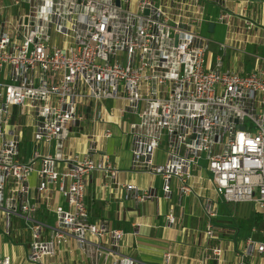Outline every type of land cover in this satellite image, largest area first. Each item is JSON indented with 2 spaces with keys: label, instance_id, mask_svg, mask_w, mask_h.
I'll list each match as a JSON object with an SVG mask.
<instances>
[{
  "label": "built area",
  "instance_id": "1",
  "mask_svg": "<svg viewBox=\"0 0 264 264\" xmlns=\"http://www.w3.org/2000/svg\"><path fill=\"white\" fill-rule=\"evenodd\" d=\"M10 1L0 0V236L27 233L24 264H49L72 240L89 264H125L117 256L126 233L93 224L86 202L88 180L96 173L116 178L117 168L106 155L56 153L89 109L96 123L104 120L107 111L96 113V105L106 102L121 103L118 111L128 117L134 169L160 176L165 194L193 196L204 167L223 202L264 211V58L256 56L257 69L245 74L225 69L222 56L211 61V41L194 30L203 16L187 15L182 3L176 19L174 6L159 0ZM220 2V20L230 24L227 1ZM30 130L31 157L22 161ZM161 146L167 159L158 165ZM35 173L40 199L55 189L68 205L53 208V228L38 218L29 184ZM124 189L138 204L155 198L134 184ZM204 210L205 234L214 241L218 211L211 203ZM168 218L177 222L173 213ZM246 250L264 258V241L250 239ZM211 251L220 254L217 246ZM171 259L166 253V264ZM0 264L14 263L0 255Z\"/></svg>",
  "mask_w": 264,
  "mask_h": 264
},
{
  "label": "crops",
  "instance_id": "2",
  "mask_svg": "<svg viewBox=\"0 0 264 264\" xmlns=\"http://www.w3.org/2000/svg\"><path fill=\"white\" fill-rule=\"evenodd\" d=\"M226 1L227 10L233 15L230 24L220 20L224 11L220 0H159V3L166 7L174 6L172 14L176 19L178 10L175 9L181 5L179 3H182L183 10L191 11L192 14L187 15L203 16L202 22L196 24L194 30L211 41L210 60L214 61L216 57L222 56L225 69L242 74L251 73L257 69L258 64L254 67L250 64V69L245 67L248 57L255 59L256 56L264 55L259 53V47L264 46V0ZM181 14L184 16V11ZM246 21L254 22L251 30L246 27ZM212 23L215 24V29L210 33ZM225 43L232 47L226 52L221 49V44ZM213 44L215 51H211ZM120 107L122 104L118 102L96 105V113L107 111L100 123L91 118L89 109L80 126L69 129L56 145V153L60 156L77 153L99 159L106 155L117 168L116 178L102 173L93 175L88 180L86 190L91 222H101L109 230H123L126 233L117 259L125 264H166L165 255L170 253V264H204L207 261L208 264H264V258L246 250L250 239L264 241V211H258L255 207L252 233L258 236H250V219L243 215L238 220L232 213L235 204L223 202L217 196L204 167L196 171V189L193 196L182 197L177 189L172 194H165L160 176L134 169L133 140L129 136L128 117L121 116L118 111ZM107 130L111 131L108 137L105 135ZM31 139L30 130L25 139L27 149L23 147L22 161L31 157ZM166 152V148L161 146L155 153V163L165 164ZM29 184L40 202L38 218L45 225L55 227L57 223L53 208L59 205L67 208L65 200L55 189H52L48 201L40 199L37 191L39 177L36 173L29 178ZM128 184H134L142 191L151 190L155 198L142 204L127 200L124 188ZM210 203L215 205L218 211L214 221V241L207 239L205 234L207 215L204 208ZM170 213L177 219L175 224L169 221ZM257 217L261 219L259 225ZM4 220L0 216V224ZM47 235L49 233H46ZM27 238V233L19 228L14 231L11 240L0 236V255L10 257L14 264H24L28 253ZM214 246L220 248V254L215 258L211 251ZM47 262L89 264V258L83 248H79L72 240L68 246L56 249L54 256L49 257Z\"/></svg>",
  "mask_w": 264,
  "mask_h": 264
},
{
  "label": "rangeland",
  "instance_id": "3",
  "mask_svg": "<svg viewBox=\"0 0 264 264\" xmlns=\"http://www.w3.org/2000/svg\"><path fill=\"white\" fill-rule=\"evenodd\" d=\"M11 2L10 0H5V3ZM213 35V34H212ZM208 36L210 37L211 34L209 33ZM216 47L215 44H213L211 46V51H215ZM249 53H250V47H248ZM259 53L260 54H264V46L261 45V47H259ZM262 58H264V55H262ZM250 60V61H249ZM256 61L255 59L248 57V62H246L245 67L247 66L248 69H250V64L252 67H254L256 65ZM250 72V71H249ZM24 148L27 149L26 146H24ZM237 205L239 207H237ZM235 208L232 209V213L239 218H241V216H247L248 219H250V236H258L257 234H253L252 233V229L254 227L253 221H254V213H255V205L253 203H240V204H235Z\"/></svg>",
  "mask_w": 264,
  "mask_h": 264
},
{
  "label": "water",
  "instance_id": "4",
  "mask_svg": "<svg viewBox=\"0 0 264 264\" xmlns=\"http://www.w3.org/2000/svg\"><path fill=\"white\" fill-rule=\"evenodd\" d=\"M117 4L118 5L120 4V0H117ZM214 29H215V24L214 23L210 24V33H213L214 32Z\"/></svg>",
  "mask_w": 264,
  "mask_h": 264
},
{
  "label": "trees",
  "instance_id": "5",
  "mask_svg": "<svg viewBox=\"0 0 264 264\" xmlns=\"http://www.w3.org/2000/svg\"><path fill=\"white\" fill-rule=\"evenodd\" d=\"M256 220H257V223H258L257 225H259L260 224V220H261L260 217H257Z\"/></svg>",
  "mask_w": 264,
  "mask_h": 264
}]
</instances>
